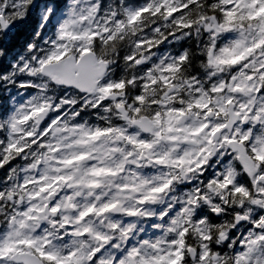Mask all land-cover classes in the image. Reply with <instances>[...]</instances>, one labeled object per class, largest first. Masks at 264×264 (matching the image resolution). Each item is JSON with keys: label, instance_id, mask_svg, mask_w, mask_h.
I'll use <instances>...</instances> for the list:
<instances>
[{"label": "snow or ice", "instance_id": "snow-or-ice-1", "mask_svg": "<svg viewBox=\"0 0 264 264\" xmlns=\"http://www.w3.org/2000/svg\"><path fill=\"white\" fill-rule=\"evenodd\" d=\"M0 264H264V0H0Z\"/></svg>", "mask_w": 264, "mask_h": 264}]
</instances>
